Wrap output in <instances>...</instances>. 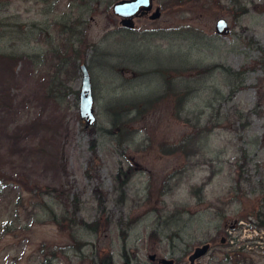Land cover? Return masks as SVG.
Segmentation results:
<instances>
[{
  "label": "rangeland",
  "instance_id": "obj_1",
  "mask_svg": "<svg viewBox=\"0 0 264 264\" xmlns=\"http://www.w3.org/2000/svg\"><path fill=\"white\" fill-rule=\"evenodd\" d=\"M116 1L0 0V264H189L264 229V0H154L132 29Z\"/></svg>",
  "mask_w": 264,
  "mask_h": 264
},
{
  "label": "flooded vegetation",
  "instance_id": "obj_2",
  "mask_svg": "<svg viewBox=\"0 0 264 264\" xmlns=\"http://www.w3.org/2000/svg\"><path fill=\"white\" fill-rule=\"evenodd\" d=\"M154 2V1H153ZM152 8L145 9V14L143 16H138L133 18L134 25L136 18H145L152 13ZM152 14L150 15V17ZM160 17V16H159ZM125 27V26H124ZM132 29V28H129ZM258 220L259 217L263 216L264 213L261 215L257 213ZM264 222V217L259 220V223ZM264 227V226H263ZM246 226H242L241 229H235L231 227H222L217 230L214 234H211L201 245L198 246H207V249L204 253L195 259L193 263L190 261V256L193 254L194 249L186 253L188 256L187 259L189 264H200V262H195L196 260H200L208 257V260L205 264H264V229L261 231H257L254 228L249 229V232H246ZM232 229L238 230L235 235L231 234ZM255 230V233H252ZM255 241L257 244H255ZM263 241L262 245L259 243ZM256 246L258 248L257 258L254 257V249L253 247ZM259 247L261 249H259ZM220 251L216 256L212 254V251ZM263 254H262V253ZM111 259L112 264L113 260L112 257L109 256V260ZM125 264H131V259L128 256L123 257ZM176 264V261L175 263Z\"/></svg>",
  "mask_w": 264,
  "mask_h": 264
},
{
  "label": "water",
  "instance_id": "obj_3",
  "mask_svg": "<svg viewBox=\"0 0 264 264\" xmlns=\"http://www.w3.org/2000/svg\"><path fill=\"white\" fill-rule=\"evenodd\" d=\"M154 0H120L116 1L111 6L112 13L119 18L120 24L127 28H133V18L143 16L145 9L152 8ZM160 16V11L156 9L151 18L155 19ZM215 31L220 35H227L230 32V27L227 21L220 18L215 23ZM81 72V86L78 94V109L80 118L85 122L86 126H92L96 122L94 112V97L92 92V85L90 74L86 63L79 66ZM2 179L0 178V186ZM207 246H198L195 248L193 254L190 256V261L193 263L195 259L200 257ZM152 258V256H151ZM170 260H165L164 264H172Z\"/></svg>",
  "mask_w": 264,
  "mask_h": 264
},
{
  "label": "trees",
  "instance_id": "obj_4",
  "mask_svg": "<svg viewBox=\"0 0 264 264\" xmlns=\"http://www.w3.org/2000/svg\"><path fill=\"white\" fill-rule=\"evenodd\" d=\"M73 67H74V70H76L77 71V69H76V66L75 65H73ZM205 67V66H204ZM204 67H200V69L199 70H201V71H205V69H204ZM213 67H216V65H212V68ZM181 70H183V69H181ZM68 71L69 70H67L66 72L68 73ZM67 73L65 74V76L67 75ZM61 76L57 73V72H54L52 75H51V78H50V80H51V87L49 88V91H51V93L52 94H48L50 97H52V98H57L58 96H59V93L60 94H62V96H63V98H65V94H66V81H65V77L64 76H62V80H61V78H60ZM113 120H115V117L113 118ZM120 173H122V171H121V169H119L118 171H117V173H116V175H114L115 176V178L120 174ZM125 180H126V178H125ZM76 209H77V205H75L74 206ZM77 211V210H76ZM259 225H261V226H264V222H262V223H259ZM84 226L85 227H87L90 231H93V232H97L98 231V227H97V222H95V221H92L91 223H85L84 224ZM104 259H103V264H105L104 263ZM109 264H112V262H111V259L109 260Z\"/></svg>",
  "mask_w": 264,
  "mask_h": 264
}]
</instances>
